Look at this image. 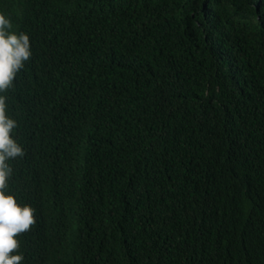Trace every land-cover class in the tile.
Wrapping results in <instances>:
<instances>
[{
	"label": "trees",
	"instance_id": "trees-1",
	"mask_svg": "<svg viewBox=\"0 0 264 264\" xmlns=\"http://www.w3.org/2000/svg\"><path fill=\"white\" fill-rule=\"evenodd\" d=\"M0 11L33 52L3 93L21 264H264V0Z\"/></svg>",
	"mask_w": 264,
	"mask_h": 264
},
{
	"label": "clouds",
	"instance_id": "clouds-1",
	"mask_svg": "<svg viewBox=\"0 0 264 264\" xmlns=\"http://www.w3.org/2000/svg\"><path fill=\"white\" fill-rule=\"evenodd\" d=\"M32 54L29 34L15 30L11 16L0 11V264H21L24 254L19 252V236L36 224L35 208L18 203L9 190L13 171L9 161L23 157L25 150L15 138L18 122L6 114L8 97L3 94Z\"/></svg>",
	"mask_w": 264,
	"mask_h": 264
}]
</instances>
